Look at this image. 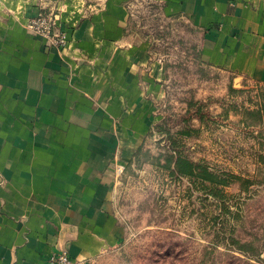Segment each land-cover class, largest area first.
Listing matches in <instances>:
<instances>
[{
    "label": "crops",
    "instance_id": "0c3cea01",
    "mask_svg": "<svg viewBox=\"0 0 264 264\" xmlns=\"http://www.w3.org/2000/svg\"><path fill=\"white\" fill-rule=\"evenodd\" d=\"M121 1L57 4L62 51L27 29L40 0H0V264H50L60 250L94 264L123 239L116 176L160 123L167 82L129 39ZM155 1L195 28L202 65L264 85V0Z\"/></svg>",
    "mask_w": 264,
    "mask_h": 264
},
{
    "label": "rangeland",
    "instance_id": "374dc122",
    "mask_svg": "<svg viewBox=\"0 0 264 264\" xmlns=\"http://www.w3.org/2000/svg\"><path fill=\"white\" fill-rule=\"evenodd\" d=\"M40 1L46 10L58 4L91 12L109 0ZM121 4L129 39L148 44L165 67L167 95L158 104L160 123L116 176L123 239L94 264H264V85H233L202 65L195 28L166 18L159 2ZM171 155L226 180L222 196L178 175Z\"/></svg>",
    "mask_w": 264,
    "mask_h": 264
},
{
    "label": "built area",
    "instance_id": "2783aa9c",
    "mask_svg": "<svg viewBox=\"0 0 264 264\" xmlns=\"http://www.w3.org/2000/svg\"><path fill=\"white\" fill-rule=\"evenodd\" d=\"M27 29L45 41L48 48L64 50L68 42V32L63 27L56 10L42 9L35 17L27 21ZM50 264H77L66 250L51 254Z\"/></svg>",
    "mask_w": 264,
    "mask_h": 264
},
{
    "label": "trees",
    "instance_id": "16d2710c",
    "mask_svg": "<svg viewBox=\"0 0 264 264\" xmlns=\"http://www.w3.org/2000/svg\"><path fill=\"white\" fill-rule=\"evenodd\" d=\"M182 134H189L188 131L181 132ZM174 164L175 172L180 176H185L191 179H199L208 193L215 197H221V184L226 183V180L220 179L217 174L210 172L203 164H197L187 158L177 155L175 158L171 155L168 163ZM169 165V164H168ZM170 166V165H169Z\"/></svg>",
    "mask_w": 264,
    "mask_h": 264
}]
</instances>
